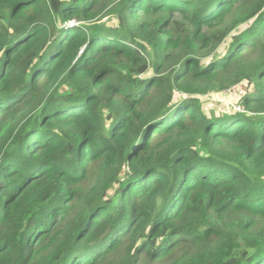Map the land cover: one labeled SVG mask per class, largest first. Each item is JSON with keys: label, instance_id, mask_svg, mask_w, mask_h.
<instances>
[{"label": "trees", "instance_id": "trees-1", "mask_svg": "<svg viewBox=\"0 0 264 264\" xmlns=\"http://www.w3.org/2000/svg\"><path fill=\"white\" fill-rule=\"evenodd\" d=\"M0 264H264V0H0Z\"/></svg>", "mask_w": 264, "mask_h": 264}, {"label": "rangeland", "instance_id": "rangeland-1", "mask_svg": "<svg viewBox=\"0 0 264 264\" xmlns=\"http://www.w3.org/2000/svg\"><path fill=\"white\" fill-rule=\"evenodd\" d=\"M107 18H105L106 20ZM110 23V22H109ZM74 24V21H72ZM113 25V23H110ZM239 89L241 92H239ZM247 89V86H236L226 92L213 93L210 95L202 96V100L206 109L211 113V111H216L217 114L221 113L223 110L230 109L234 106L238 110L239 107L243 109V105L240 100V95H243L244 91Z\"/></svg>", "mask_w": 264, "mask_h": 264}, {"label": "built area", "instance_id": "built-area-1", "mask_svg": "<svg viewBox=\"0 0 264 264\" xmlns=\"http://www.w3.org/2000/svg\"><path fill=\"white\" fill-rule=\"evenodd\" d=\"M235 88V87H234ZM230 90V89H229ZM227 92V91H226ZM239 92H241V90L239 89ZM238 110H244V105H243V109L241 107L238 108Z\"/></svg>", "mask_w": 264, "mask_h": 264}]
</instances>
